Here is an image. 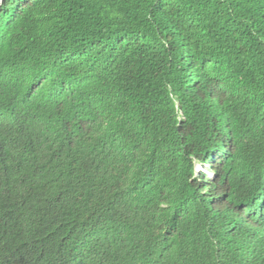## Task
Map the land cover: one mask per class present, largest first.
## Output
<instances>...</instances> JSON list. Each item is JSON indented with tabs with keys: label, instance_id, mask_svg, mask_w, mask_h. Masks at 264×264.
Masks as SVG:
<instances>
[{
	"label": "trees",
	"instance_id": "obj_1",
	"mask_svg": "<svg viewBox=\"0 0 264 264\" xmlns=\"http://www.w3.org/2000/svg\"><path fill=\"white\" fill-rule=\"evenodd\" d=\"M0 264H264V0H1Z\"/></svg>",
	"mask_w": 264,
	"mask_h": 264
},
{
	"label": "clouds",
	"instance_id": "obj_2",
	"mask_svg": "<svg viewBox=\"0 0 264 264\" xmlns=\"http://www.w3.org/2000/svg\"><path fill=\"white\" fill-rule=\"evenodd\" d=\"M1 1V0H0ZM201 165V164H200ZM202 168L204 169L205 168V166L204 165H202ZM207 173H209V175L211 176V178H213L214 177V174L212 173V172H207ZM252 221V219L250 218V220L247 218V219H245V220H242L240 223H238L237 225H239V224H246V223H249V222H251ZM230 226H236V224H230Z\"/></svg>",
	"mask_w": 264,
	"mask_h": 264
},
{
	"label": "rangeland",
	"instance_id": "obj_3",
	"mask_svg": "<svg viewBox=\"0 0 264 264\" xmlns=\"http://www.w3.org/2000/svg\"><path fill=\"white\" fill-rule=\"evenodd\" d=\"M197 170H198V173H199V171H202L203 170L202 165L198 164L197 165Z\"/></svg>",
	"mask_w": 264,
	"mask_h": 264
}]
</instances>
